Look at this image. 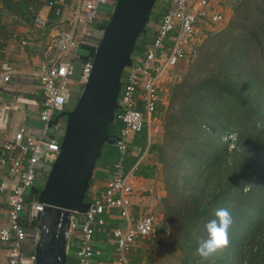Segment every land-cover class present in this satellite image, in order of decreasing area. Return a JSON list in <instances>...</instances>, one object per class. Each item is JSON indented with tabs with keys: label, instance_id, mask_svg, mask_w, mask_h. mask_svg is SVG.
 <instances>
[{
	"label": "trees",
	"instance_id": "obj_1",
	"mask_svg": "<svg viewBox=\"0 0 264 264\" xmlns=\"http://www.w3.org/2000/svg\"><path fill=\"white\" fill-rule=\"evenodd\" d=\"M46 1L0 0V26L5 17L30 24ZM232 12L178 63L186 68L158 111L161 142L150 147L163 171L160 219L192 240L190 248L216 209L232 214L228 247L199 264H264V125L257 126L264 122V0H237ZM144 41V33L136 38L131 59ZM3 47L0 40V57ZM23 226L29 234L35 220Z\"/></svg>",
	"mask_w": 264,
	"mask_h": 264
},
{
	"label": "built area",
	"instance_id": "obj_2",
	"mask_svg": "<svg viewBox=\"0 0 264 264\" xmlns=\"http://www.w3.org/2000/svg\"><path fill=\"white\" fill-rule=\"evenodd\" d=\"M69 1L71 19L68 24L62 18L66 0H47L43 6L52 14V20L38 10L30 23L32 28L48 32L46 53L49 58L40 61L33 73L41 95L36 134L27 133L24 127H20L12 140L0 141V166L5 167L6 177L15 181L12 185L8 181H0V194H4L6 206L5 223L0 226V245L5 250L6 264H34V251L27 252L23 246L27 238L23 222L34 221L41 204L36 195L29 201H26V196L32 187L41 185L58 152L63 130L52 118L55 111L64 105V92L73 75V63L79 57L78 47L90 40L93 26L101 20L100 8L109 6L112 10L115 3V0ZM222 20L221 14L211 10L209 0H168L159 19L147 21L140 52L130 60V65L120 76L117 108L112 122L119 125L112 132L115 139L112 142L114 159L111 175L88 202L87 209L82 213L73 212L70 216L66 240L70 227L74 226L73 217L80 215L76 223V264H93L97 253L94 249V224L103 223L101 215L107 209L117 208L122 218V224L111 229L121 261H125V252L130 245L155 231L159 222L153 211L131 220L127 200L132 191L129 179L139 167L143 154L150 152L151 137L158 128L155 120H160L157 105L161 100L163 77L194 54L200 35H204V24L212 25ZM19 42L23 45L26 40ZM91 65V56L82 59L76 79L81 87L89 76ZM8 78V71L1 74V81ZM141 132H145L144 144L133 163L126 166L128 138ZM38 162L44 165L45 173L42 180L35 183V165ZM32 240L34 244L37 241L36 229Z\"/></svg>",
	"mask_w": 264,
	"mask_h": 264
},
{
	"label": "crops",
	"instance_id": "obj_3",
	"mask_svg": "<svg viewBox=\"0 0 264 264\" xmlns=\"http://www.w3.org/2000/svg\"><path fill=\"white\" fill-rule=\"evenodd\" d=\"M157 3V0H155ZM211 10L218 12L225 17L229 15L237 0H209ZM69 0H66V5L62 7L64 23H69L71 15L69 13ZM109 8V6H107ZM101 20L97 21L91 31L90 40L84 41L78 47L79 57L73 63V75L67 83L64 92L65 102L60 110H57L53 115V122L58 123L61 127L62 122L59 116L63 110H69L75 103L81 86L77 82V75L81 66V61L87 56H92L93 50L97 43L96 32L101 30L106 23L110 11L105 7H101ZM153 9L151 8V12ZM151 14L153 18L151 21H157L161 16L164 8L157 9ZM42 15H47L52 20V14L45 6L39 9ZM157 16V17H156ZM1 35L0 40L3 42L2 56L0 57V77L2 73L8 71L9 78L3 82L0 79V141H10L14 133L20 128L24 127L27 133L36 134L39 127L38 113L41 108V95L39 91V83L34 76V71L40 61L49 58L46 53V46L48 44V32H40L32 28L29 23H15L11 22L8 17L1 20ZM25 39V44H20V40ZM163 102L160 101L157 105V110L160 111L164 107ZM119 125L117 122L113 127ZM113 128V130H114ZM145 133V132H143ZM142 133V134H143ZM141 133L131 134L128 138V155L126 159V166L133 163L138 150L143 146L145 136H139ZM140 137V140H139ZM112 144V143H108ZM99 156L93 163L88 185L85 190L84 200L89 202L98 192L103 188L106 180L111 175L112 162L114 159V147L102 146ZM10 156L9 154L7 155ZM36 182L41 181L44 177L45 167L40 162L35 165ZM155 171L153 166H139L129 179L131 186V193L127 196L128 213L132 221L139 219L147 211H152L156 207V216L160 219L158 209L161 197H164V188L157 181H154ZM0 181H8L13 184L15 181L6 177L5 167L0 166ZM4 194H0V226L5 223V202ZM103 223L101 225L94 224V249L97 252L93 258V264H152V251L155 250L153 242L157 235V231H153L150 235L143 237L129 246L125 252V261H121L115 249L114 241L111 236V229L122 224V218L119 216L117 208L107 209L102 213ZM80 215L73 217L74 226L70 227L68 238L65 242V264H76V244L78 239V230L76 223ZM162 222V221H161ZM165 223V222H164ZM163 238V237H162ZM24 248L27 252L34 249V241L32 240V232L27 234ZM158 248V246L156 247ZM5 250L0 245V264L5 263Z\"/></svg>",
	"mask_w": 264,
	"mask_h": 264
},
{
	"label": "water",
	"instance_id": "obj_4",
	"mask_svg": "<svg viewBox=\"0 0 264 264\" xmlns=\"http://www.w3.org/2000/svg\"><path fill=\"white\" fill-rule=\"evenodd\" d=\"M155 0H115L91 56L86 82L69 110H63L58 152L39 187H32L41 209L36 212L34 264H65L66 231L73 212H84L85 190L93 163L109 131L117 108L123 69L130 65L136 38L144 33Z\"/></svg>",
	"mask_w": 264,
	"mask_h": 264
},
{
	"label": "rangeland",
	"instance_id": "obj_5",
	"mask_svg": "<svg viewBox=\"0 0 264 264\" xmlns=\"http://www.w3.org/2000/svg\"><path fill=\"white\" fill-rule=\"evenodd\" d=\"M168 4V0H157L154 2L152 9L153 11L151 12V14H155L154 12H156L155 10L157 9V7H159V9L161 10V8H165ZM105 8H107L106 11L111 10V8L107 7V6H103ZM233 15L232 10L229 11V15L225 17V21L223 22L220 21L218 23L215 24H204L206 25V27L202 28V32H204V35H200V42L206 38L207 34H209L210 32H216L218 30H220L221 28H223L228 21L230 20L231 16ZM157 17V16H156ZM155 18V17H153ZM152 17L150 19H153ZM206 30V31H205ZM203 34V33H201ZM78 50H81L78 49ZM83 51V50H81ZM94 51V50H93ZM185 62L178 64L176 67H174L167 75H165L162 79V83H161V100L163 103V107L166 106L167 103V94H168V89L170 87V85L172 83H174L175 81H177L180 76L183 74V72L185 71L186 65H184ZM81 89V88H80ZM163 110V109H162ZM162 110H160V112H162ZM57 112V111H55ZM55 114V113H54ZM60 121L62 122V130H63V118L60 119ZM116 126V125H115ZM155 126H158L157 131L155 132V134L151 137V146L156 148L157 146H159L160 142H161V137L160 135L162 134V128H161V122L160 120L156 119L155 120ZM160 126V127H159ZM141 132V134L139 136L142 137V135L145 136V133ZM232 139V138H231ZM140 140V137H139ZM112 144H104V146L108 147L111 146ZM229 147H231L229 145ZM103 148V147H102ZM139 152V151H138ZM155 156V149H153L152 151L143 154L141 161H140V165L139 166H143V165H147V166H153V169L155 171V177H154V181H157L158 185H162L163 186V171H162V166L161 164L154 159ZM164 196H165V191H164ZM162 198V197H161ZM169 198V205L171 204V202L173 203V201H171V198ZM158 209H160V204L158 205ZM155 209L152 210L153 213L156 216V207H154ZM160 214V213H159ZM159 216V215H157ZM158 220V219H157ZM158 225L156 227V231H157V235L161 234V236L163 237H156L157 239L155 240V242H153V246L155 248L154 251H152V264H199L200 262H202L203 260H205L204 258H202L201 256H199L197 254V251L190 248V244L194 243L192 240H190L188 237H182L181 235H179V233H177V231L175 230L174 227H171L170 225H166L164 222H161V220H158ZM36 229V227H35ZM35 229L33 230L32 234L35 232ZM180 242H183L184 247L180 248L177 246V243L179 244ZM158 246V248H156ZM188 248V249H187Z\"/></svg>",
	"mask_w": 264,
	"mask_h": 264
},
{
	"label": "clouds",
	"instance_id": "obj_6",
	"mask_svg": "<svg viewBox=\"0 0 264 264\" xmlns=\"http://www.w3.org/2000/svg\"><path fill=\"white\" fill-rule=\"evenodd\" d=\"M264 122L258 123V127ZM233 224V217L230 210L220 207L215 210L214 218L203 224L205 236L198 238L197 254L204 259L214 255L229 245V229Z\"/></svg>",
	"mask_w": 264,
	"mask_h": 264
}]
</instances>
